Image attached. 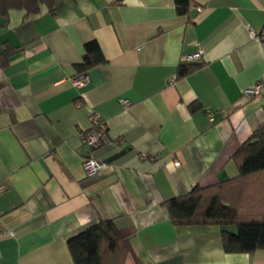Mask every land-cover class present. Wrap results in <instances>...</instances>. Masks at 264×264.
Wrapping results in <instances>:
<instances>
[{"label":"crops","instance_id":"obj_1","mask_svg":"<svg viewBox=\"0 0 264 264\" xmlns=\"http://www.w3.org/2000/svg\"><path fill=\"white\" fill-rule=\"evenodd\" d=\"M22 17L0 18V54L16 51L0 68V264H73L66 240L109 219L125 264H264V249L226 253L217 226H172L163 205L234 178L264 122V89L244 92L264 81V0H191L184 16L174 0H55ZM92 40L107 62L75 86ZM92 114L106 129L88 149ZM84 158L103 165L90 178Z\"/></svg>","mask_w":264,"mask_h":264},{"label":"trees","instance_id":"obj_2","mask_svg":"<svg viewBox=\"0 0 264 264\" xmlns=\"http://www.w3.org/2000/svg\"><path fill=\"white\" fill-rule=\"evenodd\" d=\"M191 0H174L176 14L184 16ZM55 0H0V18L13 12L26 20L38 16L42 8L52 13ZM15 49L0 54V68H6ZM96 40L83 47L81 61L74 64L75 75L106 64ZM194 69L182 67L183 77ZM198 105H191L193 112ZM237 170L234 178L207 187L194 186L186 194L170 198L163 205L172 226H217L226 253H252L264 249V122L237 148L232 156ZM73 264H125L127 248L113 219L100 220L66 240Z\"/></svg>","mask_w":264,"mask_h":264},{"label":"built area","instance_id":"obj_3","mask_svg":"<svg viewBox=\"0 0 264 264\" xmlns=\"http://www.w3.org/2000/svg\"><path fill=\"white\" fill-rule=\"evenodd\" d=\"M261 38L264 40V31L261 35ZM201 57H202V53L201 51H199L198 53L188 56L186 60L190 63H197L201 60ZM85 82H86L85 76H78L75 77V79H73V83L75 84V86H81L85 84ZM263 89H264V81L259 80L253 85V87L245 90L244 92L245 94L249 95L252 98H258L263 92ZM122 103L125 105H129L128 101L126 100L122 101ZM89 121L92 124V128L95 130L86 133L84 135H81L80 142L83 146L87 147L88 149H93L98 147L100 144L101 134L106 129V122L101 120L97 114L90 115ZM175 165L178 166L179 163L175 162ZM102 166L103 165L100 162L90 158H84L82 160V168L84 170L86 177L88 178L94 176L102 168ZM5 190H6L5 185L0 183V195L3 194Z\"/></svg>","mask_w":264,"mask_h":264}]
</instances>
